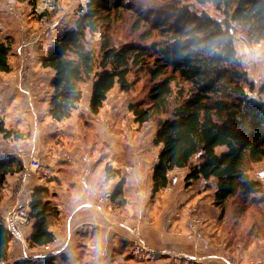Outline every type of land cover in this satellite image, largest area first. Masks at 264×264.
<instances>
[{"label": "trees", "instance_id": "16d2710c", "mask_svg": "<svg viewBox=\"0 0 264 264\" xmlns=\"http://www.w3.org/2000/svg\"><path fill=\"white\" fill-rule=\"evenodd\" d=\"M174 1L171 10L164 12L152 6L136 10L124 0H89L75 26L59 37L42 60L43 67L55 72L49 115L57 121L68 118L83 98L82 84L89 80H93L89 108L98 113L116 85L130 88L127 76L133 67L152 62L150 101L130 109L140 123L157 122L154 143L160 151L152 174L153 192L168 186L171 171L189 168L188 184L199 179L215 181L214 203L224 211L239 193L246 197L260 188L247 171L249 164L264 162V99L255 95L256 85L243 67L236 36L241 29L250 41L264 40V0H195L212 4L220 19ZM119 9L135 10L136 29L142 23L150 27L141 34L143 39L156 30L162 40L116 47L113 26ZM87 32H100L99 55L89 46ZM10 51L11 45L0 41L2 72L9 71ZM1 131L6 137L13 134ZM218 148L224 149L219 153ZM22 167L17 158L0 159V188ZM45 192L37 188L29 202V218L34 220L32 246L56 240L49 221L58 209L46 200ZM12 239L0 218V264H8ZM53 261L52 257L23 258L9 264Z\"/></svg>", "mask_w": 264, "mask_h": 264}, {"label": "rangeland", "instance_id": "374dc122", "mask_svg": "<svg viewBox=\"0 0 264 264\" xmlns=\"http://www.w3.org/2000/svg\"><path fill=\"white\" fill-rule=\"evenodd\" d=\"M124 2L127 4L133 3L136 10H139L140 6H152L155 11L164 10L165 12L170 11L176 1L124 0ZM179 2L178 6L188 5L193 12L198 14H209L218 19L221 18V13L212 4H199L195 0H179ZM83 4L82 0H0V41L11 45L8 56L9 71H0V104L2 105L0 112H5L3 106L7 103H10V107L14 106L16 109L19 108L20 112H24L23 117H17V115L13 117L17 121L22 119L20 125L22 127H20V130L11 129L10 132L13 134L9 138L12 142L17 139L22 145L20 146L22 151L24 149L26 151V148L29 147V139L34 134L33 118L35 116L32 112L36 109L39 121H41L43 113H45L46 108L48 110L50 102L48 85L50 78H54L55 72L50 68L43 67L42 60L51 47L56 44L59 37L75 26L81 15ZM114 18L113 40L116 47L128 42L150 44L154 40H162L156 30L147 39L141 37V34L150 30V27L148 25L143 26L142 23L139 29L135 28V22L138 18L135 10L119 9L116 11ZM238 34L246 36V40L237 41L236 43L239 57L250 79L256 85L255 95L264 99V92H261L264 90V40L260 42L250 41L247 33L241 29L238 30ZM100 35V32H87L88 44L95 50L97 55L100 51ZM152 67V62L145 66L133 67L127 76L131 84L130 88L125 90L116 85L108 93L107 99L96 114L91 112L89 105H85L88 96H91L93 80L82 84L84 98L80 106L79 120L76 124L65 123L67 125L65 128V145L69 146V154L71 155L70 162L65 164V184L68 185V188L77 190L71 183L75 175L74 172H82L88 168L90 171H94L93 180H97L96 177H99L100 172L105 169L108 177L109 175H114V177L117 175L112 178L114 181L112 180V184L108 186V189L113 186L112 193L108 196L111 200H105L108 194L106 192L100 193L101 191H99L97 196L99 202L104 203L108 208L111 207L112 215L117 217L125 213L129 215V211H126L124 204H133L134 211L132 210V214L135 222L141 221L146 228L150 229L153 225V218L162 217V206L176 201L181 207L189 206L187 210L188 237L193 238L205 229L210 222L211 218L206 211L204 212L199 207L197 201L211 202L210 196L212 195L209 194L213 192V189H216L213 188V186L215 187V181L199 179L188 184L185 177L189 168L175 169L169 173L170 182L168 186L156 193L153 192L152 174L160 151V145L154 143L157 122L151 120L140 123L136 121V117L130 109L132 105L139 103L146 106L150 101L149 91L153 84L150 76ZM16 120H14V123H17ZM3 126H6V121L0 114V146H3L4 142L6 144L9 142L8 140L4 141L5 137L1 131L4 128ZM41 129L39 127L37 151L32 155V158H38L41 161V169L33 171L29 169V166L26 168L21 161L23 167L19 171V182L21 175L27 174H29L26 177L28 183L31 180L43 181L42 177L50 172L49 168L51 166L48 165L50 153L49 146L45 141V127L43 126ZM17 134H21L22 137L18 138ZM57 138L60 140V136H54V138L50 136L51 142H54ZM217 151L220 153L223 148H218ZM87 156L92 159L85 160ZM193 161L196 162L197 159L195 158ZM247 175L250 179L259 182V190L246 197L239 193L228 201L224 211L214 203V199L212 200V207L216 206L221 210L220 214L217 212L216 215L212 214L214 215L213 220L215 219V227L211 230L213 231L211 235L216 238L213 243L216 247H221L223 252L235 264H256L250 256L247 258L246 263L237 262L236 256L241 254L240 251L243 248L247 249L253 243L264 240V162L249 164ZM55 176H57L55 181L59 182V175ZM64 178L62 177V179ZM51 179H54V177H51ZM116 181L118 182L116 183ZM7 184L8 181L6 180L4 186L0 188V200L4 196V189ZM118 186L121 188L120 192H117ZM39 188L46 189L44 197L46 200H50L58 209L53 198L55 192L48 187L39 186ZM94 189H96V186ZM187 191L195 194V196H197L198 191L199 193L206 191L207 195L202 198L197 197L190 203L189 199L182 198ZM33 192L28 196L29 199H31ZM22 197L21 201L25 199V196ZM112 203L115 204L112 205ZM156 203H158V208L154 210L153 205ZM17 206L20 211L29 216L28 207L24 206L22 208L21 204ZM60 213L58 209V213L52 215L49 221V228H56V233L53 232L54 235L56 234L54 243L45 246H32L28 237L23 236L21 240L12 239L7 263H14L23 258L42 260L52 257L53 264H78V260L75 263L70 258L65 257L64 224L66 222H64L65 218L60 217ZM172 221L170 219L169 223ZM33 222L34 220L29 219V223H25L23 228L29 227ZM138 226L137 224L135 228L138 229ZM178 235H181V232ZM220 237L223 238V241ZM226 239L228 241H225ZM58 245H62L59 248V253L53 254V250L56 251L53 247ZM262 247H264V244H262ZM112 252V262L115 261L113 260L114 257L122 256V254H118V251ZM125 252L127 254L131 253V251ZM108 255L102 253L101 257L98 255L99 258L92 256L93 260L82 261L81 263L101 264L102 258H108ZM107 261L108 259H105L104 263L107 264ZM134 262L135 264H155L153 261L146 260H134Z\"/></svg>", "mask_w": 264, "mask_h": 264}, {"label": "crops", "instance_id": "0c3cea01", "mask_svg": "<svg viewBox=\"0 0 264 264\" xmlns=\"http://www.w3.org/2000/svg\"><path fill=\"white\" fill-rule=\"evenodd\" d=\"M52 81L53 78H50L48 85L50 89L49 99H51L53 93ZM89 99L90 95L85 105H89ZM82 100L77 104V107L72 111L71 115L61 121H57L49 115V106L48 110L46 108L45 113H43V119L39 121L38 112L34 109L32 112L35 116L33 118L34 134L29 139V147L26 148V151H24L25 149L23 151L21 150L20 146L22 145L17 139H14L12 142L9 140L10 137H6L3 132L5 137L4 141L8 140L9 142L7 144L4 142V145L0 146V159L17 158V160L22 161L25 167L28 168L30 159L32 155L36 153L39 144V127L41 129L44 126L45 141L49 146L50 153L48 165H50L51 168H49V174L47 173L42 177L43 181L31 180L29 181L30 183H28L26 176L21 175V180L19 182L20 172L14 173V176L11 175L7 177L8 184L5 186L4 196L2 197L0 205V218L4 220L9 210L18 204H21L22 208L24 206L26 208L28 207L27 209L29 210L30 199L28 196L31 195L34 188L37 189L39 186H43L55 192L53 198L61 212L60 217L62 216V218H65L64 222H66L64 224L65 257L70 258L71 261L75 263L77 260L78 264L82 261H90L93 260L92 256L99 258L102 253H107V255L109 254L108 258H102L101 264H105V259H108L107 264H135L134 260L153 261L155 264H235V262L231 261L229 256L223 252L221 247H216L213 243L216 238L214 235H211L213 232L211 230L215 227V219L213 220L214 215L212 214L216 215V212L218 214L221 212L216 206L212 207L215 189L209 194L212 195L210 196L211 202L197 201L199 207H201L204 212L206 211L211 219L205 229L200 231L193 238H190L188 237L187 215L189 206L181 207L176 201L172 204H164L162 206V217H158L157 219L153 218V225L150 229L146 228L141 221L135 222L134 215L132 214L134 208L133 204H124L126 211H129V215L127 213L120 214V217L112 215L111 213H113V211L111 207L108 208L107 205L99 202L97 196V192L99 191H101L100 193L106 192L108 194L105 200H111L108 196L112 193L113 186L111 189H108V186L112 184V178H115L117 175L115 177L114 175H109L108 177V173L105 169L100 172L99 177H96L97 180H93L94 171H90L88 168L82 172H74L75 175L71 183H73V186H75L74 188H77L79 192L68 188L64 178L65 164L70 162L71 155L69 154V146L65 145V128L67 126L65 123H77L79 120L78 116L81 113L80 106L82 105ZM1 106L0 104V110L2 109ZM3 107L5 112H0L6 121V126H3V129L7 131H11V129L20 130V127H22L20 126L22 124V119L17 121L13 119V117H15V115H17V117H23L24 112H20L19 108L16 109L14 106L10 107V103L5 104ZM14 120H16L17 123H14ZM50 136L53 138L54 136H60V140L57 138L54 142H51ZM82 159L84 158L82 157ZM91 159L92 158L88 156L85 158V160ZM108 170L107 168V171ZM55 175H59V182L55 181L57 177ZM51 177H54V179H51ZM62 177L64 179H62ZM117 182L118 181H116V183ZM95 186L96 189H94ZM213 188L215 187L213 186ZM175 195L177 196V194ZM196 195L197 196L187 191L182 198L189 199V202L192 203V200L197 197H206L207 192L203 191V193H199L198 191ZM22 196H25L23 201H21L23 198ZM114 204L115 203H112V205ZM156 208H158V203L153 205V209L156 210ZM144 210L146 211L147 208ZM170 219L173 220L171 222L172 224L169 223ZM137 224L139 225L138 229L135 228ZM55 229L50 228L52 232L56 233ZM32 232L33 223L27 228L18 230L13 239L21 240L23 236L29 238ZM179 232H181V235H178ZM58 239L59 237L57 240ZM220 239L223 241V238L220 237ZM225 241L228 240L226 239ZM262 244H264V240L253 243L247 249L243 248L240 251L241 254L239 256L237 254L236 256L237 262L246 263L247 258L250 256L254 263L264 264V247H262ZM62 245L53 247L56 249V251L53 250V254L59 253V248ZM112 251H118V254H122V256L119 255L114 257L113 260L115 261L112 262ZM125 251H131V253L127 254ZM124 252L125 254H123Z\"/></svg>", "mask_w": 264, "mask_h": 264}, {"label": "built area", "instance_id": "2783aa9c", "mask_svg": "<svg viewBox=\"0 0 264 264\" xmlns=\"http://www.w3.org/2000/svg\"><path fill=\"white\" fill-rule=\"evenodd\" d=\"M82 1L84 2V4H83V8L80 13L81 15L85 12L86 6L89 0H82ZM236 37H237V41L246 40V36L244 34H238ZM29 169H32L33 171H39L41 169V161L38 158L30 159ZM27 175L29 176V174ZM27 175L25 176L28 177ZM29 219H30L29 216L25 215L24 212L20 211L18 206H14L13 208L9 210L8 214L6 215L4 219V224L12 232L13 238H14L17 231L25 227L24 225L25 223L27 222L29 223Z\"/></svg>", "mask_w": 264, "mask_h": 264}]
</instances>
